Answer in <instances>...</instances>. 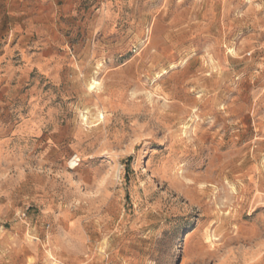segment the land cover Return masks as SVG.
Masks as SVG:
<instances>
[{
    "label": "rangeland",
    "instance_id": "1",
    "mask_svg": "<svg viewBox=\"0 0 264 264\" xmlns=\"http://www.w3.org/2000/svg\"><path fill=\"white\" fill-rule=\"evenodd\" d=\"M0 264H264V0H0Z\"/></svg>",
    "mask_w": 264,
    "mask_h": 264
},
{
    "label": "bare ground",
    "instance_id": "2",
    "mask_svg": "<svg viewBox=\"0 0 264 264\" xmlns=\"http://www.w3.org/2000/svg\"><path fill=\"white\" fill-rule=\"evenodd\" d=\"M230 51H232V50H230ZM97 85H98V82H97L95 79H92V80H90V81L88 82L87 87H88L89 90H93V89L96 88ZM98 115H99L100 118H103V114H101L100 112H99ZM81 117H82V119L86 120V117L84 116V114H82ZM94 118H95V117H94ZM91 119H92V118H91ZM84 120H83V121H84ZM96 121H97V120H96ZM85 122H87V121H85ZM92 123H93V122H92ZM71 164H74V166L76 165L74 159H72ZM211 239H212V238H211Z\"/></svg>",
    "mask_w": 264,
    "mask_h": 264
}]
</instances>
